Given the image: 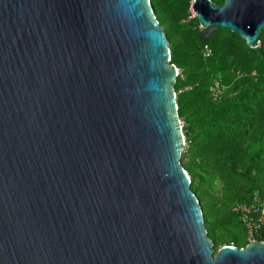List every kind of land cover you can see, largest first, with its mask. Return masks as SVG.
<instances>
[{
	"label": "water",
	"instance_id": "1",
	"mask_svg": "<svg viewBox=\"0 0 264 264\" xmlns=\"http://www.w3.org/2000/svg\"><path fill=\"white\" fill-rule=\"evenodd\" d=\"M192 1L259 46L264 0ZM170 58L150 0H0V264H264L207 236Z\"/></svg>",
	"mask_w": 264,
	"mask_h": 264
},
{
	"label": "trees",
	"instance_id": "2",
	"mask_svg": "<svg viewBox=\"0 0 264 264\" xmlns=\"http://www.w3.org/2000/svg\"><path fill=\"white\" fill-rule=\"evenodd\" d=\"M159 1L166 7L175 28L186 32L190 22L181 23V19H187L191 0H150L158 22L160 17L155 9ZM211 2L223 4V0ZM192 22L199 25L196 18ZM214 32H225L241 42L242 59L226 61L222 54L216 53L211 39L201 42L198 34L193 42L196 48L202 49L199 56L203 57V63L196 69L199 70L196 77H189L191 65L172 47L170 64L189 79L184 81L178 74L175 93L178 116L184 122L182 133L190 155L197 161L195 165L183 166L190 178V189L200 201L199 192L204 185L202 172L218 175L223 183L219 210L212 218L207 213L202 214L207 236L216 252L223 246L244 248L248 244L240 216L232 210L234 204L250 201L256 192L264 203V30L255 49L247 47L228 30ZM204 47L212 49L208 57L203 55ZM248 69L255 70L257 78L250 87L240 89L232 75L237 70ZM214 81H220L223 88L217 101L209 92ZM256 240L262 241L260 237Z\"/></svg>",
	"mask_w": 264,
	"mask_h": 264
},
{
	"label": "rangeland",
	"instance_id": "3",
	"mask_svg": "<svg viewBox=\"0 0 264 264\" xmlns=\"http://www.w3.org/2000/svg\"><path fill=\"white\" fill-rule=\"evenodd\" d=\"M216 4V3H214ZM192 0L190 1V7L188 8V16L187 19H181V23L190 22L188 30L186 32H182L175 28V23L172 22L167 15V9L163 5V2L159 1L156 5L155 12L159 15L160 27L164 29V32L167 37L168 47L175 49L176 53L187 59V62L192 68L189 72V77H196L195 73H198L196 69L201 67L203 63V57L201 54L202 49L196 48L194 45V36L200 34L202 29L199 25H195L192 21L195 19V14L191 8ZM165 7V8H164ZM211 39V45H213L217 54H222L226 61H232L236 59H242L244 46L241 42L231 37L229 34L225 32H213L208 40ZM207 40V41H208ZM209 46V45H208ZM204 49V48H203ZM209 50L212 49L209 47ZM198 53V54H197ZM199 54L201 56H199ZM179 77L187 81L184 75L180 74V71L177 69ZM232 77L238 80L239 88L250 87L257 78V73L253 69L245 70H237ZM177 80V78H176ZM175 89V86H174ZM176 94V93H175ZM199 101L198 103H200ZM197 103V104H198ZM181 126H184V122L181 121ZM184 155L181 156V165L187 166L189 164L195 165L197 163L196 158L190 155L188 145L185 142V147L183 151ZM184 168V167H183ZM187 173V172H186ZM204 177V185L202 190L199 192L200 196V208L203 213H207L209 218H212L214 214L219 210L222 203V187L223 183L220 180L218 175H208L205 172L201 173ZM188 175V174H187ZM215 250V248L213 247Z\"/></svg>",
	"mask_w": 264,
	"mask_h": 264
},
{
	"label": "built area",
	"instance_id": "4",
	"mask_svg": "<svg viewBox=\"0 0 264 264\" xmlns=\"http://www.w3.org/2000/svg\"><path fill=\"white\" fill-rule=\"evenodd\" d=\"M204 57L210 55V50L204 47ZM222 86L220 81H214L209 92L214 101H217L222 96ZM232 210L239 214L242 224L246 230V239L248 243L257 241L256 237H260L264 242V203L260 195L256 192L252 195L250 201L246 203L234 204Z\"/></svg>",
	"mask_w": 264,
	"mask_h": 264
}]
</instances>
